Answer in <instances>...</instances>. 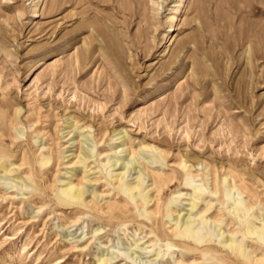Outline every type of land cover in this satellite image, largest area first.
Here are the masks:
<instances>
[{"label":"rangeland","instance_id":"rangeland-1","mask_svg":"<svg viewBox=\"0 0 264 264\" xmlns=\"http://www.w3.org/2000/svg\"><path fill=\"white\" fill-rule=\"evenodd\" d=\"M259 232L264 0H0V264H264Z\"/></svg>","mask_w":264,"mask_h":264},{"label":"bare ground","instance_id":"bare-ground-1","mask_svg":"<svg viewBox=\"0 0 264 264\" xmlns=\"http://www.w3.org/2000/svg\"><path fill=\"white\" fill-rule=\"evenodd\" d=\"M142 110H143V108H142ZM81 145H83V144H81ZM83 147H84V145H83ZM85 152H89V151L86 149ZM87 155H88V153H87ZM115 165L121 166L125 170L124 173L121 174V176H120L121 179L119 182L120 183L119 188L121 187V189H123L124 193L127 194L133 201H135V202L139 201L140 195L139 194L136 195V193H135L137 188H133L131 186L126 187L125 185L122 186L121 183L125 180V178H127L129 176V172L131 170L135 171V170H137L136 168H139V170L141 172L143 169H146V165L144 163L138 164V161L137 162L135 160L132 161L131 159H129L128 161H126V159H125L123 162L116 161ZM140 180L143 181L141 177H140ZM189 184H191V183H189ZM198 191L201 193H204V192L208 193V191L206 189H202V188L199 189ZM88 192L89 191L87 189L82 188L79 185H75V184L71 183L68 185L66 190L63 192L62 196H60L58 199L60 202H68V203L74 204V205L79 204L80 206H85V199H86V195L88 194ZM216 195H217V193L215 194V196ZM213 198H215V197H213ZM242 206H243V202L237 203V207H242ZM40 210H43V209L41 208ZM186 217L184 216V218L180 217L179 219H177L175 228L173 229V232L176 234V237H178L179 239H182V240L192 241V242L196 243L197 245H203V244L207 243L210 240V238H209V236H206V234H203V232L208 231L207 226L205 224H203L202 222H199V221L192 219L190 215H187ZM208 233L211 234L209 231H208ZM252 235L258 236V239L262 243H264V236L262 235L261 232H259L258 235L255 233H252ZM168 248H169V250H171L173 247L169 245ZM224 248L229 250L230 252L238 251L241 254L244 253L243 246H241V248L239 249V247H237V243L234 242L233 240H228L227 245ZM99 261L105 263V262H110L111 260L106 259V258H103V259L100 258ZM253 262H250V263L257 264L260 262V260H256V262H254V263ZM177 264H184V263L182 261H180V262H177Z\"/></svg>","mask_w":264,"mask_h":264}]
</instances>
